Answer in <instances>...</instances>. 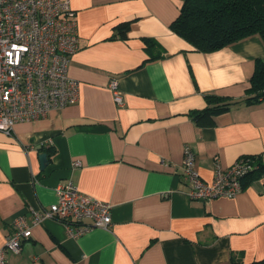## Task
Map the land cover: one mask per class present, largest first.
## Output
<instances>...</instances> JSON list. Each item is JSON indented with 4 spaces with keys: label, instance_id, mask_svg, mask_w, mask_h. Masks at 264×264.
I'll return each instance as SVG.
<instances>
[{
    "label": "crops",
    "instance_id": "obj_1",
    "mask_svg": "<svg viewBox=\"0 0 264 264\" xmlns=\"http://www.w3.org/2000/svg\"><path fill=\"white\" fill-rule=\"evenodd\" d=\"M69 3L79 48L68 74L80 82L79 98L43 119L15 125L10 135L0 132V249L13 221L29 222L31 209L54 204L56 187L68 181L108 203L112 225L73 237L64 224L45 219L19 253L6 255V264L263 260L264 174L242 181L236 197L207 203L192 201L180 176L185 147L204 182L214 178L216 165L227 169L241 157L264 164V101L235 106L211 126L188 115L206 107V95L245 97L255 61H264L261 37L198 52L169 27L184 0ZM126 22L125 37L116 36L115 27ZM112 79L120 104L109 88ZM75 161L81 166L73 167Z\"/></svg>",
    "mask_w": 264,
    "mask_h": 264
},
{
    "label": "built area",
    "instance_id": "obj_2",
    "mask_svg": "<svg viewBox=\"0 0 264 264\" xmlns=\"http://www.w3.org/2000/svg\"><path fill=\"white\" fill-rule=\"evenodd\" d=\"M75 12L69 0H0V132L10 135L15 125L43 119L50 111L74 105L80 82L68 74L78 51ZM114 102L121 103L117 81L109 82ZM195 157L184 148L180 176L192 201L231 199L242 192V179L255 169L239 158L227 169L216 165L214 178L204 182L194 168ZM75 161L73 167H80ZM56 202L30 210L32 218L13 221L12 233L0 249V264L17 254L32 228L45 219L58 221L73 237L92 229H109L111 206L81 193L68 181L56 187Z\"/></svg>",
    "mask_w": 264,
    "mask_h": 264
},
{
    "label": "trees",
    "instance_id": "obj_3",
    "mask_svg": "<svg viewBox=\"0 0 264 264\" xmlns=\"http://www.w3.org/2000/svg\"><path fill=\"white\" fill-rule=\"evenodd\" d=\"M170 30L198 52L210 53L258 34L264 43V0H184L178 17ZM130 22L115 27L116 36L124 38ZM151 44L150 40H145ZM250 87L243 99L206 95V107L190 112L189 117L203 126L214 125V117L244 104L253 106L264 101V61L256 60L249 80ZM49 156V153L46 152ZM249 158L255 169L242 181L245 184L264 174V164L256 157ZM232 264H240L232 259ZM250 264H264V259Z\"/></svg>",
    "mask_w": 264,
    "mask_h": 264
},
{
    "label": "water",
    "instance_id": "obj_4",
    "mask_svg": "<svg viewBox=\"0 0 264 264\" xmlns=\"http://www.w3.org/2000/svg\"><path fill=\"white\" fill-rule=\"evenodd\" d=\"M46 155L45 154H42L41 156H40V162H41V164H42V167H44V165H46L47 164V161H46Z\"/></svg>",
    "mask_w": 264,
    "mask_h": 264
},
{
    "label": "bare ground",
    "instance_id": "obj_5",
    "mask_svg": "<svg viewBox=\"0 0 264 264\" xmlns=\"http://www.w3.org/2000/svg\"><path fill=\"white\" fill-rule=\"evenodd\" d=\"M48 146H49V145H48ZM49 147H50V146H49ZM42 149H43V147H42ZM42 149H41V150H42ZM45 149H46V148H45ZM43 150H44V149H43ZM43 150H42V152H44ZM46 150H48V149H46ZM254 157H255V156H254ZM258 157H259V156H258ZM238 159H239V158H238ZM36 209H38V208H36ZM29 212H30V211H29ZM29 214H30V213H29ZM30 216H31V214H30ZM66 231H67V230H66ZM69 235H70V234H69Z\"/></svg>",
    "mask_w": 264,
    "mask_h": 264
}]
</instances>
